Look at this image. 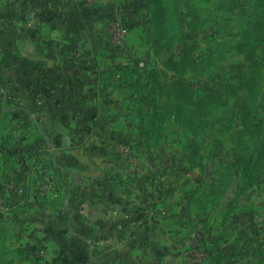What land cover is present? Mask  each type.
Masks as SVG:
<instances>
[{"label": "crops", "instance_id": "obj_1", "mask_svg": "<svg viewBox=\"0 0 264 264\" xmlns=\"http://www.w3.org/2000/svg\"><path fill=\"white\" fill-rule=\"evenodd\" d=\"M82 2L89 0H55L51 8L78 14ZM143 3L153 13L151 0H100L103 10L89 40L39 14L38 0H0V264L157 263L149 242L141 241L163 216L149 193L156 175L148 156L157 147L153 105L125 85V77L135 78L129 45L138 27L132 19H144L130 11ZM108 21L116 22L110 33L103 29ZM5 22L23 31L16 42L11 34L1 37ZM121 23L131 31L126 52L118 53L110 36ZM137 24L142 28L141 20ZM149 27L154 30L153 20ZM32 28L46 41L42 48L29 35ZM72 55L94 56L96 69L77 71ZM37 67L62 80L42 97L51 131L28 111ZM98 115L99 126L91 127ZM189 205L180 213L188 221L179 228L188 233L185 247H205L221 229L189 222L197 213L213 216Z\"/></svg>", "mask_w": 264, "mask_h": 264}, {"label": "rangeland", "instance_id": "obj_2", "mask_svg": "<svg viewBox=\"0 0 264 264\" xmlns=\"http://www.w3.org/2000/svg\"><path fill=\"white\" fill-rule=\"evenodd\" d=\"M83 4L90 40L103 8L100 0ZM141 5L130 11H140L144 19H132L138 27L129 45L135 78L125 77V85L137 100L151 98L154 114L157 105L159 119L150 128L157 147L148 153L156 175L149 193L156 196L155 212L163 215L156 218L157 227L141 233V241L149 242L156 264H205V259L208 264H264V0H175L168 15L182 42L164 50L149 27L154 9ZM115 23L108 21L103 29L113 32ZM121 24L123 36L118 26L110 36L118 53L126 52V31H131ZM4 27V39L11 34L16 42L23 33L7 22ZM29 35L38 48L46 45L36 28ZM69 60L87 75L96 69L94 56ZM42 97L35 95L28 111L51 131ZM98 116L91 127L99 126ZM188 205L213 214L197 213L189 222L221 229L205 247H185L188 233L179 228L188 221L180 213Z\"/></svg>", "mask_w": 264, "mask_h": 264}, {"label": "trees", "instance_id": "obj_3", "mask_svg": "<svg viewBox=\"0 0 264 264\" xmlns=\"http://www.w3.org/2000/svg\"><path fill=\"white\" fill-rule=\"evenodd\" d=\"M55 0H38V12L39 14L41 12L48 14L51 16L55 22H61L62 24L69 27L72 31L75 32L77 35L83 34L84 37L88 36V25L87 22H85L83 10L79 11L78 14H74V12H58L54 11L53 8H51V4ZM175 2V0H151V4L154 6V13L155 18L153 17V27L154 32L157 33V39L156 44L160 50L169 49L174 46V43L182 39V35L177 29L176 26H173L170 24V18L168 15V7L169 5ZM36 16H38L36 14ZM39 17V16H38ZM41 18V17H40ZM79 18V19H78ZM79 30H82L83 33H81ZM181 36L179 39L178 37ZM182 42V40H181ZM261 44H264V41H262ZM254 48V46H252ZM249 48V47H245ZM37 78L34 80L30 87V92H33V96L37 94H43L46 96L51 95V88L53 83L62 82L60 80V76L58 75H51L43 70L42 68L37 67ZM155 105V114L153 116L152 125L154 123V119L158 120L159 117L157 116V110ZM151 125V126H152ZM155 132V129H154Z\"/></svg>", "mask_w": 264, "mask_h": 264}, {"label": "built area", "instance_id": "obj_4", "mask_svg": "<svg viewBox=\"0 0 264 264\" xmlns=\"http://www.w3.org/2000/svg\"><path fill=\"white\" fill-rule=\"evenodd\" d=\"M122 35L124 34V31L122 30V33H121Z\"/></svg>", "mask_w": 264, "mask_h": 264}]
</instances>
